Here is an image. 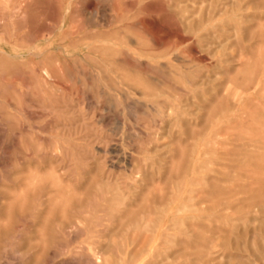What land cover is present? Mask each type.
<instances>
[{"label": "rangeland", "instance_id": "obj_1", "mask_svg": "<svg viewBox=\"0 0 264 264\" xmlns=\"http://www.w3.org/2000/svg\"><path fill=\"white\" fill-rule=\"evenodd\" d=\"M0 264H264V0H0Z\"/></svg>", "mask_w": 264, "mask_h": 264}]
</instances>
